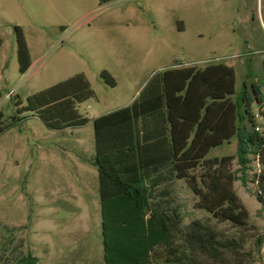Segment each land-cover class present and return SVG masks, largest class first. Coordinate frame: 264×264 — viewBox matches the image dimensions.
<instances>
[{
    "label": "rangeland",
    "instance_id": "374dc122",
    "mask_svg": "<svg viewBox=\"0 0 264 264\" xmlns=\"http://www.w3.org/2000/svg\"><path fill=\"white\" fill-rule=\"evenodd\" d=\"M264 0H0V111L7 122L17 101L84 74L96 96L81 103L88 124L51 130L32 112L0 136V264H106L95 156V117L125 107L145 87L178 64L202 68L226 63L236 72V90L261 88L264 98ZM16 27L30 49L31 66L20 72ZM263 50V51H261ZM108 71L116 85L100 77ZM12 92L13 95L8 97ZM21 107V106H19ZM257 125L263 109L253 104ZM237 139L210 157L237 155ZM252 161L246 183L234 189L248 209L244 226L219 220L200 207L186 180L160 186L151 202L178 209L183 229L199 219L233 245L224 263L264 264V206L258 201ZM237 160L232 170L239 178ZM152 264L165 263L163 259ZM190 264V263H185Z\"/></svg>",
    "mask_w": 264,
    "mask_h": 264
},
{
    "label": "trees",
    "instance_id": "16d2710c",
    "mask_svg": "<svg viewBox=\"0 0 264 264\" xmlns=\"http://www.w3.org/2000/svg\"><path fill=\"white\" fill-rule=\"evenodd\" d=\"M19 69L31 66L30 49L16 27ZM101 79L116 85L108 71ZM96 96L84 74L75 75L17 101V114L7 122L0 111V136L20 122L24 112L34 113L51 130L64 131L89 123L79 105ZM1 99V94H0ZM263 109L261 88L248 85L237 92L234 67L208 64L200 69L168 70L149 83L132 104L93 120L102 212L103 257L106 264L224 263L233 245L199 219L187 230L176 208L159 211L151 199L162 185L184 179L199 197V206L222 221L239 226L249 212L234 189L254 157L262 167L256 175L258 201L264 206V131H258L253 104ZM21 106V107H19ZM264 114V112H263ZM237 139V155L210 157L212 149ZM237 160L242 178L232 170ZM23 264H37L32 255Z\"/></svg>",
    "mask_w": 264,
    "mask_h": 264
},
{
    "label": "crops",
    "instance_id": "0c3cea01",
    "mask_svg": "<svg viewBox=\"0 0 264 264\" xmlns=\"http://www.w3.org/2000/svg\"><path fill=\"white\" fill-rule=\"evenodd\" d=\"M259 18L261 19V23H262V25L264 26V4L263 3H261V5H260V10H259ZM261 51H263V50H261ZM220 63V62H219ZM212 64H216V63H212ZM226 64V63H225ZM226 65H228V64H226ZM191 66H194V65H183V64H178V65H176L175 66V69L176 70H183V69H186V68H188V67H191ZM228 66H231V65H228ZM206 67V66H205ZM205 67H202V68H200V69H203V68H205ZM233 67V66H232ZM128 106V105H127ZM126 107V106H125ZM122 108V107H121ZM118 109H120V108H118ZM116 110V109H115ZM113 111V110H112ZM111 112V111H110ZM107 113H109V112H107ZM107 113H104V114H107ZM104 114H102V115H104ZM102 115H99V116H102ZM99 116H97V117H99ZM97 117H95V118H97ZM234 139V138H233ZM233 139H231V141H229L230 143L232 142V140ZM229 142H225L222 146H224V145H226V144H228ZM222 146H220V147H217V148H221ZM217 148H215V149H217ZM212 150H214V149H212ZM95 155H96V151H95ZM95 157V156H94Z\"/></svg>",
    "mask_w": 264,
    "mask_h": 264
},
{
    "label": "built area",
    "instance_id": "2783aa9c",
    "mask_svg": "<svg viewBox=\"0 0 264 264\" xmlns=\"http://www.w3.org/2000/svg\"><path fill=\"white\" fill-rule=\"evenodd\" d=\"M11 95H13L12 92H10V93L8 94V97L11 96ZM257 130H258V131H261V132L264 131V126H259V127H257Z\"/></svg>",
    "mask_w": 264,
    "mask_h": 264
}]
</instances>
